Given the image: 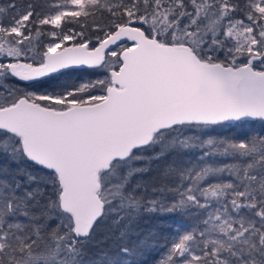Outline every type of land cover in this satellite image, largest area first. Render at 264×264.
Returning <instances> with one entry per match:
<instances>
[{
    "label": "snow or ice",
    "instance_id": "1",
    "mask_svg": "<svg viewBox=\"0 0 264 264\" xmlns=\"http://www.w3.org/2000/svg\"><path fill=\"white\" fill-rule=\"evenodd\" d=\"M146 248L264 264V0H5L0 264Z\"/></svg>",
    "mask_w": 264,
    "mask_h": 264
},
{
    "label": "trees",
    "instance_id": "2",
    "mask_svg": "<svg viewBox=\"0 0 264 264\" xmlns=\"http://www.w3.org/2000/svg\"><path fill=\"white\" fill-rule=\"evenodd\" d=\"M5 0H0V3H4ZM90 72L91 70H86ZM80 78L79 76H73V80ZM83 79L91 78L88 75H83ZM219 132H222L225 135H236L235 132L228 133L224 129H218ZM184 155H190V153H186ZM171 156L168 158L171 160ZM174 214H154V213H144L141 217L138 218L135 228L136 233L134 235H139L141 237L148 235L149 233H158L160 235L168 234L171 231L170 224L172 222L171 218ZM160 253L152 248H146L143 251V254L134 259L138 261H144L145 264H154V261L158 259Z\"/></svg>",
    "mask_w": 264,
    "mask_h": 264
}]
</instances>
